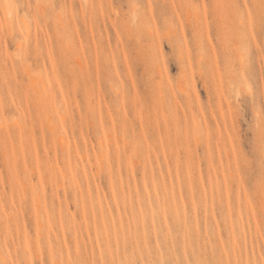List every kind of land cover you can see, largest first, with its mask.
I'll use <instances>...</instances> for the list:
<instances>
[{
	"label": "rangeland",
	"instance_id": "rangeland-1",
	"mask_svg": "<svg viewBox=\"0 0 264 264\" xmlns=\"http://www.w3.org/2000/svg\"><path fill=\"white\" fill-rule=\"evenodd\" d=\"M262 16L0 0V264H264L260 165L237 168L264 127Z\"/></svg>",
	"mask_w": 264,
	"mask_h": 264
},
{
	"label": "snow or ice",
	"instance_id": "snow-or-ice-1",
	"mask_svg": "<svg viewBox=\"0 0 264 264\" xmlns=\"http://www.w3.org/2000/svg\"><path fill=\"white\" fill-rule=\"evenodd\" d=\"M19 7V5L9 3L7 5V8L10 10H15ZM28 7H31L29 5ZM36 7H39L37 5ZM50 10H55L57 7H63L62 5H55V4H49L46 6ZM237 7H246V5H239ZM28 15L30 13H27L25 16V19H27ZM259 27L260 32L262 35H264V16L260 18L259 21ZM254 35V34H253ZM260 51L264 53V48H261ZM262 103H264V94H262ZM7 115V114H6ZM239 118L243 119L242 115L239 116ZM255 150L252 152L244 153L242 150L237 155V168L239 169L241 167V160H243L245 166L251 168L253 167L257 160L260 165L261 173H262V180H264V127L259 128L257 135L255 137ZM243 176L240 177L241 180H243ZM94 255V252L91 253L87 257H80L77 260L73 261L72 264H112V262L109 261H103L102 259H93L92 256ZM32 264H48L47 261L41 259L37 261H33ZM54 264V262H53ZM121 264H192V262H185L180 260H174V259H168V260H157L155 262L149 261L147 259L141 261L140 259H131L128 261H122ZM207 264H224L222 261L212 262L208 261ZM227 264H232L231 261H228ZM236 264H240L239 261L236 262Z\"/></svg>",
	"mask_w": 264,
	"mask_h": 264
},
{
	"label": "bare ground",
	"instance_id": "bare-ground-1",
	"mask_svg": "<svg viewBox=\"0 0 264 264\" xmlns=\"http://www.w3.org/2000/svg\"><path fill=\"white\" fill-rule=\"evenodd\" d=\"M28 34H29V30H28V32H27ZM151 34H152V32H151ZM28 73H29V75H31V71L30 70H28ZM33 77V76H32ZM34 80V79H33ZM32 80V81H33ZM35 84V83H34ZM46 87V86H45ZM46 90H47V88H46Z\"/></svg>",
	"mask_w": 264,
	"mask_h": 264
}]
</instances>
